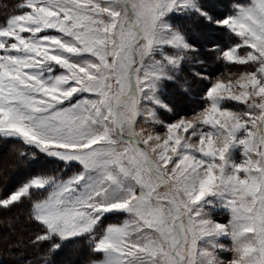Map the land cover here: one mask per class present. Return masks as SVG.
Wrapping results in <instances>:
<instances>
[{
    "label": "snow or ice",
    "instance_id": "obj_1",
    "mask_svg": "<svg viewBox=\"0 0 264 264\" xmlns=\"http://www.w3.org/2000/svg\"><path fill=\"white\" fill-rule=\"evenodd\" d=\"M221 4L0 0L16 264H264V0Z\"/></svg>",
    "mask_w": 264,
    "mask_h": 264
},
{
    "label": "rangeland",
    "instance_id": "obj_2",
    "mask_svg": "<svg viewBox=\"0 0 264 264\" xmlns=\"http://www.w3.org/2000/svg\"><path fill=\"white\" fill-rule=\"evenodd\" d=\"M227 2L228 0H223V4L218 6L217 11H227ZM8 183L11 184L12 180H9ZM0 264H16V258L9 254L6 244L0 245Z\"/></svg>",
    "mask_w": 264,
    "mask_h": 264
},
{
    "label": "trees",
    "instance_id": "obj_3",
    "mask_svg": "<svg viewBox=\"0 0 264 264\" xmlns=\"http://www.w3.org/2000/svg\"><path fill=\"white\" fill-rule=\"evenodd\" d=\"M222 5V4H221Z\"/></svg>",
    "mask_w": 264,
    "mask_h": 264
}]
</instances>
